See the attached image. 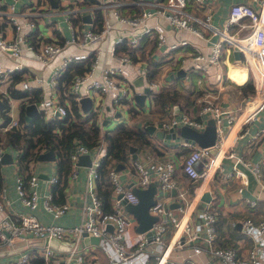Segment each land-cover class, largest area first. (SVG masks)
Wrapping results in <instances>:
<instances>
[{
  "label": "built area",
  "instance_id": "obj_1",
  "mask_svg": "<svg viewBox=\"0 0 264 264\" xmlns=\"http://www.w3.org/2000/svg\"><path fill=\"white\" fill-rule=\"evenodd\" d=\"M84 1L68 0L63 8L70 22L72 37L55 36L46 41L42 31H36H39L37 20L45 13L43 8L48 6L47 0H32L27 3L26 9H18L15 1L0 0V53L7 52L17 58L12 65L0 63V87L10 80L14 72L19 71L23 89H29L28 77L31 72L23 70L26 63L22 58L25 55L29 54L48 65L53 63V71L48 80L53 90L50 96L39 100V110L51 119L67 116L72 118L74 112L70 100L62 101L56 90L68 65L73 61H83L85 69L74 73L69 84L78 104L82 96L92 97L91 109L82 113L93 111L101 122L102 107L107 103L106 99L111 100L119 109L139 107L136 91L131 83L129 62L132 57L129 53L122 52L118 55L116 43L106 49L98 47L93 51H70V46L100 41L119 23H126L130 25V32H120L116 42L136 46L146 34L149 37L155 35L156 46L169 59L163 65L168 73H175L178 68L183 67L206 74L211 66L215 67L212 85L197 95L193 109L175 111L173 107L170 109L173 114L171 118L158 121L153 119L151 122L161 129L174 126L179 133L177 129L183 125L204 130L208 120L213 118L216 139L213 144L201 145L184 136L158 138L155 145L169 154L164 161L140 153L133 158L130 153L129 183L122 180L121 170L115 167L110 169L113 208L106 211L95 190L98 166L108 153L104 136L106 130L100 125L101 136L96 145L90 147L76 140L71 152L73 166L69 177L74 179L78 175L79 165L81 166L78 163L79 156L83 153L91 156V164L85 165L89 170L80 220L74 224H65L42 221L34 212H18V217L3 213L0 216V246L15 245L17 240L23 239L24 242L21 243L27 242L22 244L23 248L10 264H33L32 259L38 256L42 258L41 264H58L62 260L64 264H99L89 260L94 246L92 242L83 243L85 231L99 237L98 245L106 251L109 264H264V212L261 217H254L250 213L241 219V230L251 239L246 249L219 244L220 210L213 202L217 183L212 184V180L224 181L236 177V189L244 196L249 177L244 169L238 167V163L242 162L255 174L261 191L257 197L244 196L254 207L251 212L264 199V156L260 161H252L238 152V142L242 138L245 139L248 151L259 145L264 147V0L232 3L220 24L214 22L212 3L205 0H196L207 6H201L204 9L203 17L196 10L187 9L190 0H152V7L144 8L136 16H127L121 12L123 0H98L97 3ZM108 7L114 9V18L105 16V22L100 27L94 22L90 26L77 22L84 13L97 9L106 11ZM161 15L168 19V24L174 31L179 28L188 29L196 33L199 40L184 36L171 41L168 24L163 22ZM154 17L156 20L150 22ZM5 21L12 24V32H8L7 27H2L1 23ZM190 44H193V48H189ZM235 50H240L241 56L232 61ZM106 51L117 55L119 62L103 63L102 57ZM60 56H63L62 61L54 63ZM230 62L246 67L253 82L254 90L241 98L236 94L239 89L235 85V79L229 73ZM136 68L151 89H159L172 81L147 77L149 67L144 58L139 57ZM36 79L38 82L46 80L40 75ZM0 91L9 95L7 90ZM150 97L148 93L147 98ZM9 108L4 106L3 111L9 114ZM21 126L19 118L13 115L0 128ZM184 149H187L186 153L182 152ZM179 151L184 156L179 157ZM228 160L231 169H226ZM179 165H182L186 179L192 183H180L175 174ZM153 177H157L159 183L154 195L155 201L150 205L149 211L157 215V219L145 230H137L139 220L126 205L139 200L133 187H148ZM49 180L51 184L58 181L55 170L51 172ZM46 186H40V176L36 171L31 174L28 186L20 175L17 176L18 195L30 209H37L41 204L52 217L64 215L71 206L70 202L56 201L52 189ZM173 188L176 189L174 193ZM6 190V186H3L0 191V209L3 207L2 199L8 202ZM206 192L210 193L208 200L203 198ZM171 202H177V205L172 207ZM29 235L67 239L73 241V244L69 250H59L48 242L38 246L28 243Z\"/></svg>",
  "mask_w": 264,
  "mask_h": 264
},
{
  "label": "crops",
  "instance_id": "obj_2",
  "mask_svg": "<svg viewBox=\"0 0 264 264\" xmlns=\"http://www.w3.org/2000/svg\"><path fill=\"white\" fill-rule=\"evenodd\" d=\"M8 1H15L16 7L18 9H26L27 3H30L32 0H8ZM48 6L43 8L45 10V13L41 14L37 20V26L39 27V31L36 32L43 33L45 36L46 41L51 40L55 36H59L60 38L65 37H72V29L70 27V22L66 18L65 12L63 10L64 7H66V3L68 0H47ZM124 2L121 5V12L124 15L127 16H136L141 13V11L144 8L152 7L151 1L152 0H123ZM207 3H212V12L214 15V22L217 24H220V20L222 17L228 13L229 8L232 3L238 2V1H248V0H205ZM98 0H94L93 3H97ZM255 5H258V3H255ZM207 7L203 4H199L196 0H190L187 9L189 11H197V13L200 14V16H204V9L203 7ZM3 7V6H1ZM99 12L101 13V18H99ZM87 15H89V19L85 18ZM105 16L109 19L114 18V9L112 7L106 8V11L103 9H97L94 12H88L81 15L80 19H78L77 22L83 23L86 26H90L93 22L96 23L99 27L104 24ZM161 18L163 19V22L165 24H168L169 21L167 18H163L161 15ZM156 18H151L150 22H154ZM2 27H7L8 32L13 31V27L11 23H8L7 21L1 23ZM37 27V28H38ZM130 25L123 23L118 24L114 29H112L109 34L101 39L100 41L89 43L87 45H72L70 46V51H84L91 49L92 51L95 50L98 47L107 48L110 47L112 43L117 44V54L120 55L122 52L129 53L132 57V61L129 62L130 70L132 71V84L133 87L137 92L143 91L144 87L146 85L149 86L147 80L143 77V84H136L134 82V79L138 77L139 71H137L136 65L137 61L140 58H144L148 61V67L149 71L147 72L146 76L150 77L151 79L155 78H166V79H172L167 85L160 87L159 89H151L148 93H150L151 97L150 99L146 97L144 99V104L138 105L139 107H131V108H117L109 99H106L107 103L104 104L102 107V120L97 119L100 123V125L105 130H110L111 128H114L119 122H123L126 124L129 123H137L140 126H145L148 123H153L151 121H158L161 119H168L173 116V114L170 113V109L173 108L175 110V106L179 105L178 100L176 103L172 104L171 101L166 104L164 111H160L156 109L155 100L152 96L153 91H158L164 87L167 88H175V87H181L182 90L185 92H190L192 90L199 91L197 95L203 93L207 88H209V85H212V81L214 79V71L215 67L211 66L209 69V72L206 74H202L199 70H193V69H185L186 73L184 76L177 75L178 69L173 72H167V70H164L163 65L169 61V59L164 55L162 50H160L156 46V38L155 35L149 37L147 34L142 38V42L139 45L136 46H128L126 42L123 43H117L116 39L118 38V35L122 31H128ZM168 28L170 30L168 36L171 41H174L177 37H184V36H190L192 39L199 40V37L196 33L185 29V28H179L177 31H174L170 28V25L168 24ZM189 48H193V44L189 45ZM68 52V50L66 49ZM64 56V55H63ZM63 56H60L57 58L54 63H60L63 59ZM236 57V55H232V61ZM238 58V57H236ZM22 60L24 63H26V66L23 70H29L31 72V75L28 77L30 82V95L31 90L37 91L38 101H35L36 103L39 102V100L43 97L50 96L53 90V87L48 82V80L51 77V73L53 71L52 64L48 65L35 57L33 58L31 55H25ZM17 61V58L13 55L7 53V52H1L0 53V63H3L5 65H12ZM82 67V64L85 66V62L83 61H73ZM71 62V63H73ZM102 62L105 64H115L119 62V57L117 55H112L108 51L105 52V54L102 57ZM152 62H156V64H153ZM70 63V64H71ZM69 64V65H70ZM68 65V67H69ZM242 66V65H241ZM67 67V68H68ZM230 68L236 67L234 62H231L229 65ZM244 67V66H243ZM85 69V68H84ZM67 70V69H66ZM65 70V71H66ZM188 70H191V73H188ZM77 71V70H76ZM75 71V72H76ZM239 73H242V68L240 70H236ZM18 72V71H16ZM64 74V73H63ZM62 74V75H63ZM37 75L45 77L44 82H38L36 77ZM61 75V76H62ZM199 76L198 79L194 80V77ZM240 76V75H239ZM250 76L246 75V78L243 82H239L235 80V85L239 89L238 92H236L237 96L241 98L244 94L241 90V85L244 84ZM241 79H243L241 77ZM240 79V80H241ZM21 80H18L15 85L17 88H20L22 90V84ZM12 82V76L10 80L3 84L0 89L7 90L9 92V87ZM192 83V84H191ZM182 86H187V88H184ZM186 89V90H185ZM201 90V91H200ZM60 99L62 101L68 99L69 96H74V94L69 89V84L67 85L65 80H61L57 86V90ZM185 92V93H186ZM197 95L194 97V102L190 109H193L195 99ZM8 96V97H7ZM5 95L0 91V98L3 100V105L0 109V125L7 123L8 120L11 119V117L14 115L19 118L20 114V106H21V99L19 97H14L10 93L9 95ZM91 97V96H90ZM92 99V97H91ZM6 102L8 103H5ZM80 102V101H79ZM174 102V101H173ZM183 103L182 101H180ZM93 103V101H92ZM6 104V105H5ZM38 105V104H37ZM10 107L11 113H4L3 107ZM92 107V105H91ZM79 108L81 112H85V110L82 107V103L80 102ZM91 109V108H90ZM179 110H189V109H182L180 106ZM178 110V111H179ZM176 111V110H175ZM42 112V111H39ZM43 113V112H42ZM43 115L47 119L49 118L45 113ZM97 115V114H96ZM9 116V119H8ZM154 119V120H153ZM264 120V119H263ZM156 125V124H155ZM100 126V127H101ZM255 125L253 126V128ZM159 128V127H156ZM6 129L0 128V131H4ZM148 130V129H147ZM148 138L149 140L154 144V146L157 148L152 149L149 146H140L137 148V154H141L143 156L150 155L154 159L164 161L169 157V154L167 152H164L159 149L158 146L155 145V141L158 138H166V137H159L155 133H150L148 130ZM167 139H170V137H167ZM243 140V141H242ZM1 151H10L13 154L14 162L13 163H3V175H4V186H6L7 195H8V202L3 200V207L0 209V216L3 213H9L13 215L14 217H18V212H34L36 213L42 221L49 220V221H55V222H61L65 224H74L78 222L81 218L84 199H85V190H86V182L88 179V166L85 165H79L78 169V175L76 178H70L68 179V182L66 186L64 187L62 192H56V198L60 201H68L70 202L71 206L68 209V211L59 217H52V214L44 209V207L40 204L37 209H30L26 204H24L17 192L16 189V183H17V176L19 175L17 172L18 167V157L17 153L18 151L14 149L13 147L10 148H4L0 146ZM238 152L243 153L246 158L251 159L252 161H260L262 160V157L264 156V147L260 146L256 147L255 149L248 151L246 145H245V139L242 138L238 142ZM182 152H187V149H184ZM130 153L133 154V152L130 150ZM184 156V155H181ZM180 156V157H181ZM133 157V156H132ZM1 161V156H0ZM229 160L226 163V169H231V164L228 163ZM129 167H130V158L129 163L126 165L123 169L120 171V175L122 180L125 183H129ZM238 167L244 169L249 177V184L246 190L243 192L244 196H252L257 197L259 194H261L259 183L257 181V178L251 168L247 166L246 164L239 162ZM32 171H36L40 176V186H46L50 187L52 189L51 181L49 180V176L51 175V172L55 170L58 171V163H57V155L54 160H37L35 162L31 163ZM41 172H45L48 177L45 175H40ZM177 178L179 179L180 183H192L191 181H188L186 179V175L183 174L180 176L178 175V172L176 170ZM159 183L157 177H153L151 183ZM214 183H217V189H214L215 197H214V204L216 205L217 209L220 210V219L218 223V230H219V241L218 243L221 245H233V246H239L243 249H246L250 243L251 239L241 230L242 223L241 219L244 218L246 215H249L250 213L254 215V217H261L262 213L264 212V199L260 200L258 207H256L252 212L251 210L254 208L253 205H251L246 198L236 189L238 185V180L236 177L224 179L223 180H216ZM259 192V193H258ZM174 193V192H173ZM264 192L262 193V195ZM242 199V200H241ZM216 200V202H215ZM246 202V203H245ZM246 204V206H245ZM177 205V204H176ZM175 205V206H176ZM174 207V206H172ZM259 212H261L259 214ZM237 223H240L241 227L237 226ZM24 241V239L22 240ZM31 243V242H28ZM93 243V242H92ZM22 244L25 245L26 243H20V240H17V243L15 245L12 244H4L0 246V264H10L11 261L16 259L18 251L23 248ZM14 246V250L10 252L11 247ZM93 250L92 255L89 257V260L92 262H97L99 264H109L108 263V255L104 248L98 243H93ZM3 251H6V253H3ZM64 264V263H63Z\"/></svg>",
  "mask_w": 264,
  "mask_h": 264
},
{
  "label": "trees",
  "instance_id": "obj_3",
  "mask_svg": "<svg viewBox=\"0 0 264 264\" xmlns=\"http://www.w3.org/2000/svg\"><path fill=\"white\" fill-rule=\"evenodd\" d=\"M94 0H85V3H92ZM99 18L101 13L99 12ZM156 64V62H152ZM80 64L73 62L69 65L64 74L60 77L65 80L66 84H70L74 73L82 72ZM77 70V71H76ZM76 71V72H75ZM22 75L18 72L12 74V82L9 87V93L14 97L21 99L19 120L22 124L19 128H8L0 131V146L10 148L13 147L18 151V167L17 172L28 186V180L33 173L31 163L38 160V155L45 149H52L57 155L58 163V181L52 184V191L54 199L56 192H62L66 186L70 171L73 166L71 160V152L75 146V141L80 140L90 147L96 145L101 136L100 123L97 119L96 113L89 111L82 113L77 100L74 96H69L71 108L74 112L72 118L69 116L65 118L47 119L42 112L35 114L31 121L25 118V106L28 102L38 101L37 91L22 90L17 88L15 83L20 80ZM243 94H247L254 90L252 79L249 78L241 85ZM201 91V90H200ZM186 92V91H185ZM181 87L167 88L164 87L158 91H153L152 96L155 100L156 109L164 111L166 104L171 101L172 104L178 100L182 109H190L194 102V97L199 91L192 90L185 93ZM174 101V102H173ZM5 103L6 100H5ZM8 104V103H7ZM6 105V104H5ZM5 113V112H4ZM9 119V116H8ZM105 140L108 147V153L103 157L98 166V175L96 177V193L101 199L103 208L109 211L112 206L113 184L110 179V169L115 167L117 163L128 164L130 158V147L132 145L149 146L152 149L157 148L148 138V130L145 126H140L137 123H123L119 122L114 128L105 131ZM179 157L181 152H178ZM3 163L0 161V191L4 186ZM178 175L184 174L182 165L177 167ZM33 264L43 263L40 256L32 259Z\"/></svg>",
  "mask_w": 264,
  "mask_h": 264
},
{
  "label": "water",
  "instance_id": "obj_4",
  "mask_svg": "<svg viewBox=\"0 0 264 264\" xmlns=\"http://www.w3.org/2000/svg\"><path fill=\"white\" fill-rule=\"evenodd\" d=\"M85 18L89 19V15ZM236 57L241 56L240 50L234 51ZM186 73L185 68L180 67L177 71V75L184 76ZM136 84H143V75H139L134 79ZM150 86L146 85L141 92H137L135 97L140 104H144V99L146 97L147 92H149ZM80 102L82 103V107L85 111H88L92 105V99L89 95H84L81 97ZM3 105V100L0 98V109ZM180 109L179 105L175 106V110L178 111ZM39 107L35 101L28 102L25 106V118L29 122L31 121L32 117L39 113ZM146 128L149 130L150 133H155L159 137H177V136H184L188 139H192L193 141L199 142L201 145H210L215 142L216 139V126L214 123V119L210 118L208 120L207 126L204 130H198L188 125H183L177 130L174 126L168 129H161L156 128V125L153 123H148ZM137 146L132 145L130 150L133 152V158L137 157ZM0 156L2 163H13L14 157L12 152L10 151H1L0 148ZM56 158V153L52 149H45L39 155V160H54ZM78 163L81 165H90L91 164V156L88 153H83L79 156ZM125 167L123 163H117L115 168L117 170H121ZM45 172H41L40 175H45ZM46 177L48 175L46 174ZM133 189L137 192L139 196V200L136 203H127V209L132 212L139 220L137 225V230H145L146 228L150 227L152 223L157 219V215L150 213L149 207L155 201V192L157 190V183H151L148 187L141 188V187H133ZM176 189L173 188L172 192H175ZM204 199H210V193L206 192L203 196ZM177 202H171V206H175ZM238 227H241L240 223H237ZM83 243H98L99 237L94 234H88L87 231L83 233ZM45 243H50L52 246L58 248L59 250H69L73 241L64 239H58L55 237L46 236ZM63 260L60 261L58 264H63Z\"/></svg>",
  "mask_w": 264,
  "mask_h": 264
},
{
  "label": "rangeland",
  "instance_id": "obj_5",
  "mask_svg": "<svg viewBox=\"0 0 264 264\" xmlns=\"http://www.w3.org/2000/svg\"><path fill=\"white\" fill-rule=\"evenodd\" d=\"M188 73L190 74V73H191V70H188ZM198 78H199V76L194 77V80H195V79H198ZM191 84H192V83H191ZM182 87L187 88V86H182ZM185 90H186V89H185ZM262 118L264 119V111L262 112ZM242 141H243V140H242ZM214 181H215V180H212V184H215ZM215 202H216V200H215ZM176 212H177V210H176ZM132 216L134 217L133 214H132ZM17 239H19V238H17ZM28 240H29L31 243L35 244V245L43 246V245H44V240H45V238L42 237V236L29 235V236H28ZM21 242H24V241L20 240V243H21ZM13 248H14V246L11 247L10 252H12V250H14ZM3 253H6V251H3Z\"/></svg>",
  "mask_w": 264,
  "mask_h": 264
},
{
  "label": "bare ground",
  "instance_id": "obj_6",
  "mask_svg": "<svg viewBox=\"0 0 264 264\" xmlns=\"http://www.w3.org/2000/svg\"><path fill=\"white\" fill-rule=\"evenodd\" d=\"M231 63V62H230ZM236 67H234L233 69L229 67V73L230 75L237 81L239 82H243L244 79L246 78V75H247V69L246 67H243L241 66L239 63H234ZM242 68L243 72L242 73H239L238 71L236 70H240ZM240 75V76H239ZM241 77L243 79H241ZM241 79V80H240Z\"/></svg>",
  "mask_w": 264,
  "mask_h": 264
}]
</instances>
